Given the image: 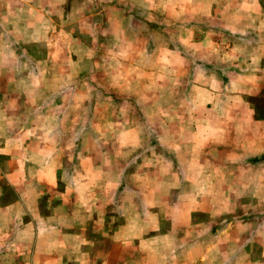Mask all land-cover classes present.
I'll list each match as a JSON object with an SVG mask.
<instances>
[{"label": "crops", "instance_id": "1", "mask_svg": "<svg viewBox=\"0 0 264 264\" xmlns=\"http://www.w3.org/2000/svg\"><path fill=\"white\" fill-rule=\"evenodd\" d=\"M0 264H264V0H0Z\"/></svg>", "mask_w": 264, "mask_h": 264}, {"label": "rangeland", "instance_id": "2", "mask_svg": "<svg viewBox=\"0 0 264 264\" xmlns=\"http://www.w3.org/2000/svg\"><path fill=\"white\" fill-rule=\"evenodd\" d=\"M83 9V8H82ZM81 9V10H82ZM79 13H81V14H83L81 11H79ZM79 13H77V15H79ZM259 106V105H258ZM254 207H257V206H254ZM253 207V208H254ZM244 209H245V206L244 205H241V204H237V205H235L234 206V208L230 211V212H228V211H226V210H224V214L225 215H233V214H238V213H240L242 210L244 211ZM221 214H223V213H221ZM223 214V215H224ZM237 244L240 242V240H238V238H236V240H234Z\"/></svg>", "mask_w": 264, "mask_h": 264}]
</instances>
